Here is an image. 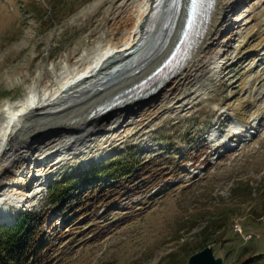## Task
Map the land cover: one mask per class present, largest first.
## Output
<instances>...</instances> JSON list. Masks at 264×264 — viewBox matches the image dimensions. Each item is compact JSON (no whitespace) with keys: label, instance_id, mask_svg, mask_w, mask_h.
<instances>
[{"label":"rangeland","instance_id":"374dc122","mask_svg":"<svg viewBox=\"0 0 264 264\" xmlns=\"http://www.w3.org/2000/svg\"><path fill=\"white\" fill-rule=\"evenodd\" d=\"M28 1L0 0V108L125 34L109 21L116 0H36L37 12ZM144 3L130 0L117 20ZM232 4L227 15L215 12L216 63L177 97L162 91L145 113L122 111L81 143L61 146L50 135L11 151L18 164L34 161L0 195V225L30 210L34 228L52 241L51 264H188L206 240L223 264H264V0ZM56 120L35 122L36 132ZM110 159L135 168L104 186L106 177L87 169Z\"/></svg>","mask_w":264,"mask_h":264},{"label":"bare ground","instance_id":"6f19581e","mask_svg":"<svg viewBox=\"0 0 264 264\" xmlns=\"http://www.w3.org/2000/svg\"><path fill=\"white\" fill-rule=\"evenodd\" d=\"M129 1L116 0L109 18L110 22L114 21L112 29L119 26L125 30L119 41L115 39L112 44L103 48H91L78 60L68 62L59 71H55L56 77L49 76L43 88L32 89L25 96L9 100L1 106L0 195H6L10 190H14L12 186L16 183L21 170L32 165L34 161L23 155V164H18L16 160L10 158L11 151L19 154L21 147H29L30 141L27 139L35 140L55 135L53 138L58 137L55 140H58L61 146L71 143L74 145L83 138L97 135L96 127L99 123L121 115L122 111L145 113L149 109L147 105L154 102L156 95L162 91L165 92L164 95L171 92L177 97L178 89L189 82L193 83L202 72H208L216 63L215 45L220 44L219 34L222 28L219 23L220 16L215 12L220 9L221 13L226 14V10L234 7L232 3L235 0H216L204 35L191 56L175 74L161 80L155 89L144 95L131 97L105 110H96L121 90L151 73L172 51L185 27L186 9L181 11L174 29L166 28L165 18L168 15L169 3L155 11V0H142L145 2L143 11L140 12L138 9L139 13L135 15L132 13L125 19L117 20L118 16L122 15L121 12L127 8ZM132 48L134 49L131 50ZM173 81H176L175 84ZM130 105L131 107L127 108ZM51 116L58 118L53 122L54 125L46 123L45 131L36 132L38 130L34 126L35 122ZM62 118L63 120H59ZM233 127L234 132L237 127ZM36 176L32 173L26 178L27 181L23 180L22 188ZM40 187L41 184L38 185V188ZM21 194L29 196L26 192ZM1 216L2 220L10 219L6 213H2Z\"/></svg>","mask_w":264,"mask_h":264},{"label":"trees","instance_id":"16d2710c","mask_svg":"<svg viewBox=\"0 0 264 264\" xmlns=\"http://www.w3.org/2000/svg\"><path fill=\"white\" fill-rule=\"evenodd\" d=\"M41 5L36 0H29L27 8L31 12H37ZM112 160V161H111ZM182 159L181 161H184ZM133 162L110 159L102 163L103 167L99 165H93L92 168L89 167L88 171L95 172L93 175H103L106 177L104 180V186L106 184H111L110 177L119 178L122 175L129 174L135 167L132 165ZM179 165V163H178ZM104 168L98 170L99 167ZM146 170V169H143ZM178 171V169L176 170ZM110 174H114L111 176ZM90 183V181H89ZM110 186V185H109ZM248 190H252V186H248ZM61 190V189H60ZM54 191H49L53 193ZM76 218L68 221V225H71ZM35 220V215L30 210H19L16 216V220L13 224L0 225V264H51L50 260L53 257L54 250L50 247L52 241L47 238H43L38 229H35L33 222ZM202 232L208 230L206 225L201 229ZM208 239V235L204 236V240ZM209 242L203 241V247ZM51 250V251H49ZM254 258H247L240 262V264H254L252 262Z\"/></svg>","mask_w":264,"mask_h":264},{"label":"water","instance_id":"95a60500","mask_svg":"<svg viewBox=\"0 0 264 264\" xmlns=\"http://www.w3.org/2000/svg\"><path fill=\"white\" fill-rule=\"evenodd\" d=\"M166 19V18H165ZM174 19L176 17L174 16L169 24V28H173V24H175ZM132 48L131 50H133ZM130 50V51H131ZM139 83L133 84L126 89L121 90L119 93H117L115 96L111 97L106 101L104 104L98 106L96 110L104 109L110 107L113 104H116L118 102L124 101L126 99H129L131 97H137L139 94L137 93L136 87L139 86ZM147 93V92H146ZM145 92H143L141 95H144ZM224 263V257L221 255L216 256L214 252V245L207 244L200 250L193 252L188 260V264H223Z\"/></svg>","mask_w":264,"mask_h":264},{"label":"snow or ice","instance_id":"6c2138e0","mask_svg":"<svg viewBox=\"0 0 264 264\" xmlns=\"http://www.w3.org/2000/svg\"><path fill=\"white\" fill-rule=\"evenodd\" d=\"M192 2H193V5H195L197 3V0H192Z\"/></svg>","mask_w":264,"mask_h":264}]
</instances>
